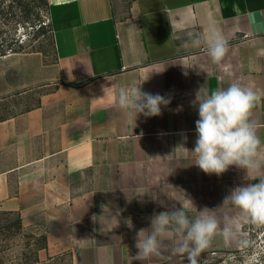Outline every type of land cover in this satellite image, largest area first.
I'll return each instance as SVG.
<instances>
[{
	"label": "crops",
	"instance_id": "0c3cea01",
	"mask_svg": "<svg viewBox=\"0 0 264 264\" xmlns=\"http://www.w3.org/2000/svg\"><path fill=\"white\" fill-rule=\"evenodd\" d=\"M49 3L53 60L39 51L0 57V214L41 228L40 260L69 253L72 264L122 263L120 232L181 206L216 209L264 175L248 181L236 166L205 174L186 150L195 147L200 89L237 82L264 92V0ZM209 17L229 42L219 64L185 47L190 34H206ZM148 76L142 90L171 103L135 120L116 93ZM253 119L264 144V99Z\"/></svg>",
	"mask_w": 264,
	"mask_h": 264
},
{
	"label": "clouds",
	"instance_id": "9594fccd",
	"mask_svg": "<svg viewBox=\"0 0 264 264\" xmlns=\"http://www.w3.org/2000/svg\"><path fill=\"white\" fill-rule=\"evenodd\" d=\"M189 46L203 48L213 64H219L229 50L227 38L212 17L208 18L205 35L190 34L185 42V47ZM148 79L149 76L133 80L120 86L116 93L117 106L130 112L135 120L140 115L159 116L162 106L171 103L168 96L142 90ZM201 90L194 102L199 116L195 122V147L185 149L194 154V164L205 174L220 176L236 166L245 171L246 180L252 181L254 174L264 171V144L257 134L260 125L253 119V109L264 99V92L237 82L205 92L203 96ZM256 181L234 187L220 207L204 208L194 217L184 206L154 214L150 227L137 232L138 252L134 259L144 264L153 259L181 256L187 264H201V255L217 236L230 243L240 232L237 219L227 216L221 219L216 215V210L226 205L238 209L248 223L264 226V175H259Z\"/></svg>",
	"mask_w": 264,
	"mask_h": 264
},
{
	"label": "rangeland",
	"instance_id": "374dc122",
	"mask_svg": "<svg viewBox=\"0 0 264 264\" xmlns=\"http://www.w3.org/2000/svg\"><path fill=\"white\" fill-rule=\"evenodd\" d=\"M45 2L49 3V0H0V57L39 51L50 61L53 60L55 52L53 30L49 9L43 4ZM5 110L6 115L12 111L7 107ZM189 215L194 217L198 214ZM216 215L221 219L225 216L237 219L240 232L230 243L217 236L211 247L201 255V264H264V226L257 227L248 223L240 216L238 209H219L216 210ZM16 218L15 215L0 214V251L4 264H23L25 261L20 259L23 253L30 254L35 249L33 245L26 249L27 240L20 234H14V229L12 235L4 229ZM138 231L120 232L124 241L122 248L124 257L122 263L118 264H140L134 259L138 252L135 247ZM26 232L42 234L41 228ZM31 243L33 244V241ZM82 263L80 260L78 264ZM144 264H187V260L181 256H173L165 260L153 259Z\"/></svg>",
	"mask_w": 264,
	"mask_h": 264
},
{
	"label": "trees",
	"instance_id": "16d2710c",
	"mask_svg": "<svg viewBox=\"0 0 264 264\" xmlns=\"http://www.w3.org/2000/svg\"><path fill=\"white\" fill-rule=\"evenodd\" d=\"M48 7L49 13H50V4L48 2L43 3ZM5 215H15L11 213H4ZM17 218L16 220L4 227L5 230L9 232L10 235L13 234L12 229L15 230L14 234H20L24 239L27 240L25 243V248H29L30 246H34L35 249L30 254H24L22 258H20L22 261H25L23 264H72L71 255L69 253H65L59 256L55 257H49L47 260L42 261L40 260L38 256V252L42 249L47 248V236L45 234H36V233H28L24 229L22 225V221L19 215H15ZM33 241V244L31 243ZM10 249V248H9ZM4 260L1 256L0 251V264H4Z\"/></svg>",
	"mask_w": 264,
	"mask_h": 264
}]
</instances>
